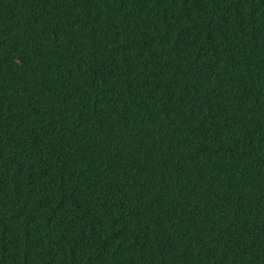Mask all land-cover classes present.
<instances>
[{
  "label": "trees",
  "instance_id": "16d2710c",
  "mask_svg": "<svg viewBox=\"0 0 264 264\" xmlns=\"http://www.w3.org/2000/svg\"><path fill=\"white\" fill-rule=\"evenodd\" d=\"M0 264H264V0H0Z\"/></svg>",
  "mask_w": 264,
  "mask_h": 264
}]
</instances>
